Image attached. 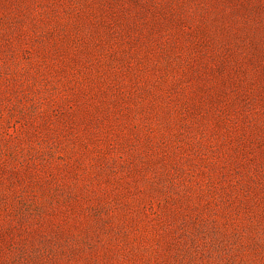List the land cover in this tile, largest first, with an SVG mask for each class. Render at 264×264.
<instances>
[{"label": "rangeland", "instance_id": "1", "mask_svg": "<svg viewBox=\"0 0 264 264\" xmlns=\"http://www.w3.org/2000/svg\"><path fill=\"white\" fill-rule=\"evenodd\" d=\"M0 264H264V0H0Z\"/></svg>", "mask_w": 264, "mask_h": 264}]
</instances>
